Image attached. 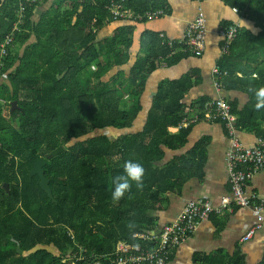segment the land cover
<instances>
[{"label":"trees","instance_id":"1","mask_svg":"<svg viewBox=\"0 0 264 264\" xmlns=\"http://www.w3.org/2000/svg\"><path fill=\"white\" fill-rule=\"evenodd\" d=\"M48 1L37 0L27 7L14 29L19 0H0V44L7 34H13L0 69V77L7 76L0 86L8 101L5 113L0 105V264H70L62 263V257L69 249L70 256L80 253V246L86 258L74 264H85L102 254L112 257L120 240L153 247L134 234L161 231H154L150 216L160 207V196L202 165L195 157L203 151L205 138L197 147L162 163L165 147L178 150L187 142L189 126L176 133L169 132V127L181 125L187 116L184 95L199 82L197 76H193L195 81L187 74L162 82L154 91L148 87L143 71L151 73L158 55L171 52L157 34L148 35V55L136 61L130 76H109L111 64L99 54L109 56L121 33L98 50L96 29L110 15L105 8L110 1L53 0L33 21V9ZM227 2L247 9L260 31L236 36L219 61L220 71L228 72L216 77L225 88L238 81L237 71L248 77L257 70L259 77L253 79L257 89L264 86V63L250 70L241 66L249 56H264V0ZM124 4L139 13L149 8L148 0H125ZM32 35L35 39L29 42ZM94 64L95 71L89 74ZM12 101L17 102L14 109ZM209 101L199 97L192 103L199 118L208 119ZM255 102L254 96L240 111L229 104L237 115L236 128L260 132L264 112H256ZM60 145L64 151L43 166L52 191L49 197L38 175L31 176L29 171ZM128 159L144 166L143 188L133 183L124 197L113 201L112 180L122 173ZM51 244L58 256L49 250ZM92 253L97 257L88 260ZM198 264L222 262L207 258Z\"/></svg>","mask_w":264,"mask_h":264},{"label":"crops","instance_id":"2","mask_svg":"<svg viewBox=\"0 0 264 264\" xmlns=\"http://www.w3.org/2000/svg\"><path fill=\"white\" fill-rule=\"evenodd\" d=\"M52 2L53 0H49L35 7L33 21H37L50 8ZM90 2L96 4L95 0ZM148 6L146 11L163 12L152 19L144 16L138 18L137 14H144L146 11L139 13L126 7L132 13L131 16L112 19L108 15L101 27L96 29V42L97 49L101 50L106 40L113 38L116 33H121L109 56L103 55L100 51L99 58L104 62L108 59L111 64L109 76H130L131 68L136 61L148 55L145 47L149 41L148 35L157 34L161 44L169 47L171 52L167 55H158L155 59V69H152L151 73H146L144 69L142 76L147 77L148 87L154 91L162 82L178 80L187 74H191L193 81H195L193 76H197L196 79L199 81L184 95L183 101L188 105L187 116L181 125L169 127V132L176 133L180 127L189 126L187 142L178 150L165 147L162 163L170 161L173 155H180L197 147L205 138L206 144L203 151L195 157L202 161V165L200 168L195 166V171H192L189 177L175 181L172 188L164 191L160 196V207L150 213L153 224L156 226L154 231L158 233L163 225L175 220L188 200L205 197L216 205L219 204L221 197L232 195L225 160L229 144L227 128L219 121L199 118L196 104L191 105L199 97L213 100L220 95L229 104H234L238 111L250 105L254 96L249 89L256 88L253 79L259 77L257 70L248 77L242 71H237L238 81L230 82L228 85L230 87L219 91L213 84L216 76L213 75L212 69L213 67L220 69L219 61L226 54L221 52L223 37L220 30L222 28L233 23L238 24V35L245 31L257 34L260 29L255 27L254 21L249 18L247 9L233 7L227 0H148ZM199 12L204 14L207 25L204 49L197 52L183 50L177 41L182 39L188 23ZM34 37L32 35L29 42L35 39ZM263 63L264 56L259 54L256 57L249 56L242 62L241 67L248 70L257 69L262 67ZM95 68V64L89 68V74L93 73ZM145 68L147 69L148 65ZM82 74L86 75L85 71ZM149 96H152L151 93ZM256 112H264V109L256 110ZM233 114L237 121V115ZM259 124L260 132L237 127L236 136L246 145L254 144L258 137L264 136V121ZM246 190L249 194L264 195V168L251 175L247 181ZM255 222L256 219L250 207L233 206L231 211H225L222 215H211L209 219L201 221L189 238L172 251L171 259L166 264H198L199 261L207 258L216 259L222 264H264V225L251 238L243 240V236ZM49 250L58 256L57 248L53 244L49 246ZM79 250L80 253L73 256H70L71 250H67L61 262L69 261L70 264H74L78 260L77 257L85 256L82 246ZM85 264L98 263L91 261Z\"/></svg>","mask_w":264,"mask_h":264},{"label":"built area","instance_id":"3","mask_svg":"<svg viewBox=\"0 0 264 264\" xmlns=\"http://www.w3.org/2000/svg\"><path fill=\"white\" fill-rule=\"evenodd\" d=\"M37 0H19L18 14L19 19L14 26L18 28L27 7L33 5ZM112 19H120L131 16L129 9L124 6L123 0H111L105 7ZM238 11L237 8H234ZM163 11L148 10L144 14H137L140 18L144 16L152 19L157 17ZM223 37L221 52L225 53L230 48L233 40L239 32L238 24H230L220 30ZM207 36L206 18L203 13L199 12L191 20L183 34L182 39L177 41L183 50L202 51ZM13 34H7L0 44V69L3 66L2 57L7 55V46L12 44ZM218 67H213L212 73L217 76L220 74ZM225 75L227 72H221ZM217 90H221L220 81L215 77L213 82ZM208 119L220 120L227 128L229 135V144L226 150V165L228 178L231 188V196L221 197L219 204H214L209 198L198 197L188 200L182 211L177 215L175 220L165 224L161 231L154 235L152 233L141 232L134 234L141 240L153 244V247H144L140 244L134 245L128 241L120 240L116 243L115 252L112 257H106L103 254L96 260L98 264H165L170 260V250L184 243L189 236L195 231L197 225L209 219L212 214L222 215L225 211H231L233 206L250 207L256 222L249 228L243 236L247 240L264 225V195L251 193L246 190L247 181L251 175L264 168V136L258 137L252 145H246L236 136V117L231 112L229 103L223 96L209 101L206 104ZM72 237V233L69 232ZM94 253L88 257L95 259ZM86 258L77 257L81 260ZM104 258L106 262H104ZM264 258V254H263ZM76 259V260H77ZM64 262V261H63Z\"/></svg>","mask_w":264,"mask_h":264},{"label":"clouds","instance_id":"4","mask_svg":"<svg viewBox=\"0 0 264 264\" xmlns=\"http://www.w3.org/2000/svg\"><path fill=\"white\" fill-rule=\"evenodd\" d=\"M249 92L254 93L256 98L255 110L264 109V86L257 89L250 88ZM122 167V173L116 175L112 180L114 188L111 192V198L113 201H119L124 197L125 193L131 189L133 183L138 189L143 188L144 166L134 159H128L124 161Z\"/></svg>","mask_w":264,"mask_h":264},{"label":"water","instance_id":"5","mask_svg":"<svg viewBox=\"0 0 264 264\" xmlns=\"http://www.w3.org/2000/svg\"><path fill=\"white\" fill-rule=\"evenodd\" d=\"M12 109L17 107V102L12 101L11 102ZM64 151V147L62 145L58 146L54 150H52L50 153H48L46 156L39 158L33 165L32 169L29 171V175H38L39 177V183L40 187L48 194L49 197H52V191L49 186V180L45 176L43 166L47 163L48 159L59 154L60 152ZM4 187L8 189V185L4 184Z\"/></svg>","mask_w":264,"mask_h":264},{"label":"rangeland","instance_id":"6","mask_svg":"<svg viewBox=\"0 0 264 264\" xmlns=\"http://www.w3.org/2000/svg\"><path fill=\"white\" fill-rule=\"evenodd\" d=\"M4 75H6V74H4ZM6 81H7V76L2 75L0 77V83L6 82ZM0 105L2 106L3 112L5 113L7 105H8V101H5V99H4V92H3V88L1 86H0Z\"/></svg>","mask_w":264,"mask_h":264}]
</instances>
